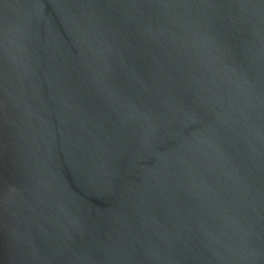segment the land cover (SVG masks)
<instances>
[{"label":"water","instance_id":"obj_1","mask_svg":"<svg viewBox=\"0 0 264 264\" xmlns=\"http://www.w3.org/2000/svg\"><path fill=\"white\" fill-rule=\"evenodd\" d=\"M0 264H264V0H0Z\"/></svg>","mask_w":264,"mask_h":264}]
</instances>
